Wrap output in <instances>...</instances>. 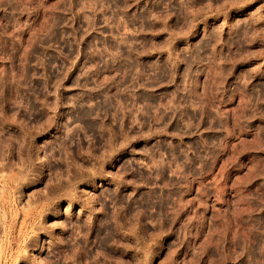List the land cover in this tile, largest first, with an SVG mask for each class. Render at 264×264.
I'll return each instance as SVG.
<instances>
[{
    "label": "rangeland",
    "instance_id": "obj_1",
    "mask_svg": "<svg viewBox=\"0 0 264 264\" xmlns=\"http://www.w3.org/2000/svg\"><path fill=\"white\" fill-rule=\"evenodd\" d=\"M0 264H264V0H0Z\"/></svg>",
    "mask_w": 264,
    "mask_h": 264
}]
</instances>
